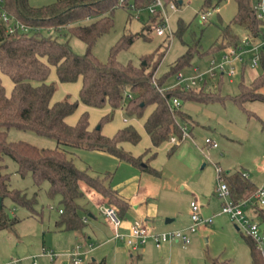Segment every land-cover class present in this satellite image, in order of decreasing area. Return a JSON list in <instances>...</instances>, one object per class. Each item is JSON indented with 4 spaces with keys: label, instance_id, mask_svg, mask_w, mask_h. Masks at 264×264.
<instances>
[{
    "label": "trees",
    "instance_id": "obj_1",
    "mask_svg": "<svg viewBox=\"0 0 264 264\" xmlns=\"http://www.w3.org/2000/svg\"><path fill=\"white\" fill-rule=\"evenodd\" d=\"M152 0H55L49 4L35 6L29 0H0V229H14L18 217L10 216L4 202L9 197L14 204L26 207L31 213L35 211L37 191L27 195L26 191L9 188L10 173L5 158L9 157L16 165L20 176L30 175L37 188L47 182L46 194L49 199H57L60 215L56 225L64 230H79L85 223L79 210L83 207L79 199L83 195L82 186L94 191L108 204L118 208L119 214L128 208V201L105 182L103 175H91L79 168L73 159L76 149H91L108 152L120 160L128 161L149 172L157 173L151 166L142 165V156L133 155L124 149L122 142L137 143L140 134L136 128L127 124L117 129L112 135H105L97 127L89 128L88 112L82 111L74 123L66 117L72 114L78 103L86 106L103 107L109 105L111 112L123 108L128 116L142 117L148 107H152L143 121L152 146L169 141L172 135L182 138L181 123H191L190 116L180 107L173 108L169 98L177 97L181 102L224 100L219 91L184 89L172 86L160 91L166 78L190 64L194 55L202 57L213 54L228 45H237L243 34L257 35L260 20L252 8V0H235L236 12L233 17L219 29L215 41L205 50H199L195 44L187 45L186 50L170 65L169 70L156 78L153 73L160 63L167 44L151 54L142 55L139 63H122L117 53L139 36L147 37L155 31L158 21L156 14L149 15L138 33L123 34L110 48L105 61L99 60L91 48L97 38L107 32L112 25V14L116 7L130 10L132 2L135 9L145 8ZM179 0H164L165 3ZM222 0H202L201 9L213 10ZM1 13L10 16L16 26L9 30L1 19ZM89 17V20L87 19ZM87 20V21H86ZM186 24L179 19L176 34L186 29ZM53 29L55 33L73 35L85 44L84 53L74 52L67 40L60 36L45 34L43 29ZM239 28V30H238ZM62 30V31H63ZM60 34V35H61ZM219 37V39H218ZM64 38V37H63ZM218 39V41H216ZM166 43L169 37H165ZM261 71L248 83H239V92L229 96L233 102L243 106L247 101H264V94L258 89L264 85V56L260 61ZM60 82L80 80L78 98L69 96L52 101L56 85L48 80L52 70ZM245 69L240 73L244 74ZM11 81L7 91L2 76ZM105 115L103 119H108ZM30 130L38 135L53 138L55 147H39L25 140H9V129ZM176 144H172L170 153ZM147 151V150H146ZM153 152L149 157L154 156ZM148 157V158H149ZM243 170L233 172L221 171V177L228 185L234 200L247 197L257 185L244 176ZM256 218L264 221V208L255 207ZM249 247L251 264H264V258L255 241L243 235ZM92 264H104L103 260ZM207 264H225L218 257H211Z\"/></svg>",
    "mask_w": 264,
    "mask_h": 264
},
{
    "label": "rangeland",
    "instance_id": "obj_2",
    "mask_svg": "<svg viewBox=\"0 0 264 264\" xmlns=\"http://www.w3.org/2000/svg\"><path fill=\"white\" fill-rule=\"evenodd\" d=\"M53 1L55 0H29V3L40 6ZM182 1L178 3L175 11L170 12L169 25L173 36L168 43H166L165 35H157L155 31H151L146 34L147 37H136L132 43L122 48L117 53V59L122 63L137 64L142 55L155 52L159 45L162 50L163 45L167 44L164 55L153 73L156 81L157 77L169 70L170 65L186 50L188 44H195L198 40L196 44L198 49H207L217 38L219 29L236 12L235 0H222L211 10L207 20L200 21L199 15L205 11L201 9L202 0ZM138 12L139 18L135 16L136 9L126 10L122 7L114 9L111 27L97 38L91 48V52L99 60L107 59L110 48L123 34L138 33L144 28L149 13L145 8L139 9ZM179 19L187 25L181 36L176 34ZM62 30L57 34L49 28L43 29L42 32L60 36L61 40L68 41L74 52L84 53V42L73 35L62 36L64 32ZM242 32L240 35L243 34ZM214 54L216 55L217 52ZM210 55L204 54L202 57L194 55L190 64L180 71L184 75H189L195 72L193 67H198L199 70L205 69ZM260 71L259 64L254 68H246L244 74L237 72L232 76L223 74L215 78L207 76V82L203 88L219 91L224 100L183 101L181 109L193 118L191 123L185 125L191 136H183L170 153H168L169 143H161L155 148L156 154L149 158V164L159 171L158 174L144 171L137 173L141 176V184L145 183L149 188V193L153 197L149 200H154L153 202L157 205L158 213L154 222L149 223L153 229L174 227L186 219L190 215V200H195L202 209L204 207L207 215L214 212L211 224L204 229L197 228L188 246L184 248L180 242L178 246L164 250L163 247L156 248L148 239L144 243L147 251L143 256L136 258L135 254L138 250H133L123 240L112 237L111 229L95 208L93 211L99 216L95 223L100 226L101 231L97 234L92 232L91 225L94 224V220H91L84 228L91 238L78 236L73 231L56 229L60 205L57 199L48 198L47 182H43L37 188L31 176L29 174L20 176L16 172V163L6 157V171L10 173L9 188L24 190L27 195L37 191V203L34 206L35 211L31 213L26 207L14 204L9 197H5L4 202L8 213L10 216L18 217V221L14 229H0V264H10L11 261L13 264H34V261L39 264H52L49 257L42 252L44 246L45 249L51 248L57 255L53 264H70L66 253L71 251L82 254L80 264H92V259L96 262L103 260L104 264H207L211 257H218L225 264H251L249 247L243 237L246 234L237 229L227 215L216 213L220 207V199L216 194L219 182L216 165L226 172L243 170L255 184H259L264 179V101H247L240 106L228 98L239 92L240 82L249 83ZM1 76L8 90L11 81L6 75L1 74ZM48 80L56 85L52 95L53 101L66 96H69L71 100L78 98L79 88L76 84L78 82L58 81L53 69ZM175 81H177L176 73L166 78L159 88H166V85ZM258 91L264 94V85ZM85 106L79 102L72 114H78L84 107L81 112L86 110L89 113L88 119L90 115L92 123L98 125L101 122L104 131L117 122H121L122 117H125L121 111L115 110L109 116L111 118L101 120L110 109L105 111L100 107ZM140 121L141 119L138 118L137 121L133 120L127 124L141 128L140 125H143V122ZM142 132V139L140 136L139 142L134 147L135 149L140 147L144 152L146 149L143 146L144 142L147 140L149 142V139L145 132ZM205 137L216 141L217 146L207 145L204 142ZM7 138L25 140L39 147H55L56 144L53 138L38 135L30 130L11 128L8 130ZM75 151L73 159L79 168H88L89 171L98 174L109 173L108 182L111 185L135 172V167L130 162L117 161L107 152L83 148ZM82 212L84 211L80 209L79 213L82 214ZM173 215L177 218L165 224V217ZM254 219L257 220L259 231L264 236V221L259 217ZM87 242H91L94 246L89 252L85 251ZM130 254H133V257Z\"/></svg>",
    "mask_w": 264,
    "mask_h": 264
},
{
    "label": "built area",
    "instance_id": "obj_3",
    "mask_svg": "<svg viewBox=\"0 0 264 264\" xmlns=\"http://www.w3.org/2000/svg\"><path fill=\"white\" fill-rule=\"evenodd\" d=\"M122 0H120L121 2ZM183 1L181 0L182 3ZM131 9H135L134 4H129ZM178 8V3L169 1L167 3L164 0H152L145 9L149 15L158 14V21L155 26V33L157 35H167L169 39L173 36V31L169 25L170 12L175 11ZM252 8L258 20H260V27L257 35H249L248 33L242 34L239 43L237 45H228L219 50L217 54L214 53L209 56V61L205 69L199 70L198 67H194L193 74L184 75L181 71L176 72L177 81L173 86H181L184 89L197 88L205 86L209 76L215 78L226 74L228 76L235 75L237 72H241L248 67L254 68L260 64L261 57L264 56V0H252ZM135 16L139 18V9H136ZM211 10L202 11L199 15L200 21L207 20ZM1 19L7 24L9 30L14 29L16 26L25 28L20 23H14L13 19L5 13H1ZM89 19V17H87ZM155 83V74L152 75ZM167 88V87H166ZM166 88H159L160 91ZM169 88V87H168ZM169 103L173 108H179L182 104L181 100L177 97L169 98ZM182 134L188 136L189 132L186 130V126L181 124ZM175 136H171L170 140L175 141ZM204 142L212 147L217 146L216 141L210 137H205ZM218 174V186L216 188V194L221 200L220 213L227 215L230 220L235 224L236 228L243 231L247 236H250L256 243L258 250L264 258V236L259 231V224L255 215L256 208H264V180L257 185L252 194L247 197H243L234 200L231 196L230 189L225 181L219 177L221 168L216 165ZM244 176H248L246 172L242 173ZM190 218L191 222L184 228L153 231L146 224L142 218L134 219L128 231L125 233L120 229L122 223V217L119 214L116 206L111 204H102L99 210L103 217L109 222L113 229V236L117 239L123 240L127 245L135 248L148 239L156 246H160L165 242L177 241L181 242L184 246L191 241L190 234L198 228L201 224H207L212 221L211 217L202 218L198 212V205L195 201L190 202ZM59 211H61L59 209ZM53 261L54 255L52 252H44ZM71 257L73 264H79L81 262V253L78 251H71L67 253ZM13 263V262H12ZM34 264H39L34 261ZM53 264V263H52Z\"/></svg>",
    "mask_w": 264,
    "mask_h": 264
},
{
    "label": "crops",
    "instance_id": "obj_4",
    "mask_svg": "<svg viewBox=\"0 0 264 264\" xmlns=\"http://www.w3.org/2000/svg\"><path fill=\"white\" fill-rule=\"evenodd\" d=\"M194 68V67H193ZM53 69V68H52ZM54 70V69H53ZM157 70H158V68H157ZM54 73H55V71H54ZM193 74V73H192ZM56 75V74H55ZM74 82H78V83H76L77 85H78V88H80V85H81V82H80V80H77V81H74ZM176 82V81H175ZM174 82V83H175ZM174 83H169L168 85H166L165 87H172L173 86V84ZM10 88H11V84H9V89L8 90H10ZM7 90V91H8ZM79 90V89H78ZM55 100V99H54ZM52 101H53V99H52ZM182 105V104H181ZM85 107H88V106H85ZM89 107H91V106H89ZM101 109H105V111H108V109H110V111H111V108H110V106L109 105H104L103 107H100ZM181 108V107H180ZM84 109V107H82L81 108V110H83ZM152 109V107H148V109L145 111V113H144V115L142 116V117H134V116H128V115H126L125 113H124V110H123V108H116L115 110H118V111H121V113H123V115L125 116V117H122V119H121V122H117L115 125H113V127H111V128H108V130H106V131H104L103 130V125H102V123H101V125H100V129H101V131H102V133H104L105 135H111L112 133H114L117 129H119V128H121V127H123V126H125V125H127V123H131L133 120H138V118H140L141 119V123L144 121V119H145V117L147 116V114L150 112V110ZM81 110L79 111V113L78 114H76V115H73V114H70V115H68L67 117H66V120L69 122V123H74L76 120H77V118H78V116L81 114L80 112H81ZM115 110H113L112 111V113L115 111ZM110 111L109 112H107V114L106 115H110L111 116V114L112 113H110ZM184 111V110H183ZM185 113H187L186 111H184ZM89 114V113H88ZM191 118H192V116L189 114V113H187ZM127 117L129 118V119H127ZM109 118H111V117H109L108 116V119ZM192 121H193V118L191 119ZM186 123L187 122H183V123H181L182 125H186ZM131 125H133V124H131ZM98 125H96L94 122L92 123L91 122V120H90V115H89V128H94V127H97ZM134 126V125H133ZM141 126V128H136L135 126V128H136V130L139 132V134H140V136H141V139H142V136H143V132L142 131H144L145 132V129H144V127H143V125L141 124L140 125ZM143 129V130H142ZM145 134H146V136L148 137V139H149V142H148V140L147 141H145L144 142V145L143 146H145V150H144V152L142 151V148H136L135 149V145L139 142H137V143H135V144H133V143H130V142H128V141H124V142H122L121 143V145H122V147L124 148V149H126V150H128V151H130L133 155H140V154H142V153H144L143 154V156H142V161H143V163H142V165H145V166H151L150 164H149V158H152V157H149V155H151L153 152L156 154V152L154 151L155 150V148L157 147V146H152V144H151V141H150V138H149V136H148V134L145 132ZM172 136H175V141H172V140H170L169 139V141H164V142H162V143H169V148L171 147V145L172 144H178L179 142H180V140L183 138V134H182V138L181 139H178L177 138V136L176 135H172ZM188 136H191V133L189 132V135ZM184 137H186V136H184ZM169 148H168V150H169ZM147 150V151H146ZM99 151H101V150H99ZM75 152L76 151H74V154H73V156L75 155ZM103 152H105V151H103ZM108 153V152H107ZM169 153V152H168ZM108 154H110V153H108ZM111 156H113L114 158H116L117 159V161H122V160H120V159H118L117 157H115L114 155H112V154H110ZM147 157H149V158H147ZM74 158V157H73ZM123 161H125V160H123ZM132 164V163H131ZM132 165H134V164H132ZM134 167H135V172L133 171V173H130L129 175H128V177H126L124 180H121V181H119V182H117V183H115L114 185H111V184H109V182H108V179L110 178V174L109 173H106L108 176L106 177V180H105V182L106 183H108L113 189H115L116 191H117V193L122 197V198H124V199H126L127 201H128V208L123 212V214H121V217H122V223H121V226H120V229L123 231V232H127L128 231V229H129V226H130V224H131V222L134 220V219H137V218H142L145 222H146V224L149 226V223H152V222H154V218H155V216L157 215V213H158V209H157V205L153 202V201H151V200H149V198H153L151 195H150V193H149V188H148V186L145 184V183H143V184H141V176L140 175H137V173H140L139 171H144V172H149V171H147V170H144V169H142L140 166H138V165H134ZM151 167H153V166H151ZM156 171H157V173H155V174H158L159 173V171L155 168V167H153ZM85 170H87V172L88 173H90L91 175H99V176H103V175H106V174H98V173H94V172H91V171H89V169L88 168H84ZM99 172V171H98ZM149 173H153V172H149ZM264 180V179H263ZM262 180V181H263ZM261 181V182H262ZM260 182V183H261ZM259 183V184H260ZM259 184H256V185H259ZM82 191H83V195H82V197L79 199V203L81 204V206L83 207L82 208V211H84V212H82V214H80L81 215V218H82V220L84 221V223H85V225L81 228V229H79V230H67V231H73V232H75V234H77L78 236H83V237H85L86 239H89V238H91V236L89 235V234H87V232L86 231H84V228H85V226L87 225V224H89V222L91 221V220H94V224H92L91 225V230H92V232L94 233V234H97L99 231H101V228H100V226L98 225V224H96L95 223V221H97L98 220V215H96V212H94L93 211V208H95L96 210H97V213H100L101 214V212H100V210H99V212H98V209H99V207H100V205H102V204H108L107 202H106V198H103V197H101L100 195H98L97 193H95L94 191H92V190H90V189H88L87 187H85V186H82ZM191 201H195V200H190V202ZM196 202V201H195ZM197 203V202H196ZM197 205H198V212H199V214L201 215V217L202 218H207V217H211L212 219H213V217H214V212H213V214H211V215H207V212L204 210V207H203V209L201 208V206L197 203ZM220 206H221V200H220ZM118 209V208H117ZM58 211H59V209H58ZM220 207H219V210H218V212L216 211V213H219V214H221L220 212ZM190 213H191V209H190ZM101 217L103 218V220L105 221V224L107 225V226H109V228L111 229V231H112V237H114L113 236V229H112V227H111V225L109 224V222L103 217V215L101 214ZM166 218H169L170 219V221H168V222H166L165 220H164V222H165V224H168V223H170V222H172V221H174L176 218H177V216H166L165 217V219ZM190 222H191V218H190V215L186 218V219H184V220H182L178 225H175L174 227H163V228H161L160 230H156V229H153L152 227H150V229L151 230H153V231H162V230H172V229H179V228H184V227H186L188 224H190ZM212 222V221H211ZM211 222H209V223H207V224H201V225H199L198 226V228H205L207 225H210L211 224ZM56 229H61L60 227H58L57 225H56V227H55ZM61 230H64V229H61ZM197 230V229H196ZM194 233H195V231H194ZM75 234H73V235H75ZM190 236H193V232L190 234ZM75 237H77L76 235H75ZM115 238V237H114ZM193 238H194V236H193ZM191 241H192V239H191ZM190 241V242H191ZM189 242V243H190ZM151 243V242H150ZM178 243H180V242H177V241H170V242H165V243H163L162 245H160V246H158V247H156V248H160V247H163V249L165 250V249H170V248H172V247H174V246H178ZM181 244V243H180ZM151 245H153L152 243H151ZM182 245V247H186V246H188V244L187 245H183V244H181ZM154 246V245H153ZM47 247V246H46ZM155 247V246H154ZM94 248V246H93V244L91 243V242H87V245H86V248H85V251L86 252H89V251H91L92 249ZM132 248V247H131ZM139 248V249H138ZM133 250L135 249V250H138V252L135 254L136 256V258L137 257H141V256H143V254H144V252H146L147 251V248H146V246L144 245V243L143 244H141V245H139V246H137V247H135V248H132ZM42 252L44 253V252H52L53 253V255H54V258H53V261L51 262V263H53L54 261H55V257L57 256V255H55V253H54V251L50 248L49 249V247H47L46 249H45V246H44V248H43V250H42ZM66 255H67V253H66ZM82 255V254H81ZM130 255H132V257H133V254H130ZM68 256V255H67ZM68 258H69V263L70 264H73L72 263V261H71V257L70 256H68ZM50 260V259H49ZM93 260V259H92ZM13 261H11L10 262V264H13L12 263ZM81 263V262H80ZM79 263V264H80Z\"/></svg>",
    "mask_w": 264,
    "mask_h": 264
},
{
    "label": "water",
    "instance_id": "obj_5",
    "mask_svg": "<svg viewBox=\"0 0 264 264\" xmlns=\"http://www.w3.org/2000/svg\"><path fill=\"white\" fill-rule=\"evenodd\" d=\"M179 2H181V0H179ZM0 200H1V198H0ZM165 221L168 222V221H170V219L166 218Z\"/></svg>",
    "mask_w": 264,
    "mask_h": 264
}]
</instances>
